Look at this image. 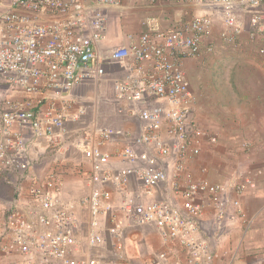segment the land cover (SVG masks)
Here are the masks:
<instances>
[{
	"label": "built area",
	"instance_id": "built-area-1",
	"mask_svg": "<svg viewBox=\"0 0 264 264\" xmlns=\"http://www.w3.org/2000/svg\"><path fill=\"white\" fill-rule=\"evenodd\" d=\"M139 1L154 6L171 0ZM197 1L222 9L224 27L218 36L210 14L166 27L159 15H146L138 39L110 51L112 60L130 59L129 74L115 81L118 99L147 104L138 113L144 123L135 137L140 147L104 150L115 136L132 135L121 128H99L94 142L79 136L76 147L90 160L91 169L83 170L89 190L77 200H65L60 171L52 170L44 177L33 171L31 138H44L56 148L61 139L55 129L64 132L67 122L83 118L87 109L70 92L78 83L105 74V57L97 48L108 37V18L102 7L121 6L124 0H0V77L24 94L0 98V175L15 191L11 203L0 202V256H19L21 264H80L69 257L81 225L79 206L91 214L92 245L105 243L100 217L111 213L108 231L120 251L127 227L154 225L168 247L179 245L187 252L186 264H219L218 253L205 234L203 216L209 207L217 208L221 217L226 215L224 201L230 186L211 181L205 168L199 172L191 168L201 153V141L216 143L217 136L190 120L194 96L183 59L213 52L218 38L236 45L243 31L240 11L249 15L253 27L249 39L260 40L259 52L264 54V0ZM120 162L131 166L114 172L112 167ZM263 174L264 165L234 190L244 194L257 186ZM133 176L140 180V193L126 195L119 206L124 218L118 219L112 191L105 185L124 191ZM166 182H170L171 199L142 200ZM233 204L235 212L230 217L242 219L245 235L256 216L246 215L240 198ZM234 260L235 254L227 264ZM160 262L158 256L149 264ZM86 264L99 261L90 259Z\"/></svg>",
	"mask_w": 264,
	"mask_h": 264
},
{
	"label": "crops",
	"instance_id": "crops-1",
	"mask_svg": "<svg viewBox=\"0 0 264 264\" xmlns=\"http://www.w3.org/2000/svg\"><path fill=\"white\" fill-rule=\"evenodd\" d=\"M135 3L137 6H131L133 9L129 14L132 16L121 18L128 5ZM161 6L163 4L160 2L147 6L139 0H124L121 6L102 7L108 18V37L99 42L97 48L105 57L106 72L100 79L78 83L70 92L79 104L86 107L87 114L80 121L67 122L64 132L55 129L61 139L56 148L50 147L44 138H31L33 171L41 177L52 170L60 171L65 180L63 199L77 200L89 190L83 170L91 169L90 160L76 148L78 139L75 137L79 133L80 137L87 136L94 142L99 128H121L132 135L115 136L104 150L111 151L125 145L140 147L135 137L143 131L144 123L138 113L147 104H130L118 99L115 81L129 74L127 67L130 59L115 61L109 57V53L113 48L136 41L142 30L143 18L152 13L162 14ZM162 20L164 27L171 22ZM260 46V40L252 42L249 34L241 32L236 45L218 38L213 52L183 59L194 96L190 120L195 126L217 136L216 143L201 141V153L190 163L191 168L196 172L205 168L211 181L230 186L224 201L226 215L221 217L217 208L209 207L203 216V228L212 248L218 253L219 264L229 263L234 254L233 264H264V174L257 186L248 188L244 194L238 195L234 190L238 184L251 177L254 169L264 165V54L259 52ZM23 96L20 90L11 89L0 77V98L16 99ZM245 142H250L251 146L244 147ZM126 166L131 164L115 163L112 168L117 172ZM139 183L140 180L133 176L124 191H118L112 184L105 185L112 191V203L117 210L113 212L118 219L124 218L119 206L126 195L130 193L136 196L140 193ZM14 194L13 185L0 175V202L11 203ZM156 198H172L170 182L161 184L153 194L143 196L142 200ZM236 198H240L248 217L256 216L245 235L242 219L230 217L235 212L233 200ZM175 202L182 203L181 199H175ZM77 212L81 225L75 235L77 245H72L74 251L69 257L80 264H86L90 259H97L99 264H149L153 257L158 256L161 257V264H186L188 261L187 252L179 245L168 247L160 230L154 225L127 227L122 234L123 251L118 250L113 245L116 238L108 231L112 224L111 213L100 217L105 243L92 245L89 242L91 214L79 206ZM21 262V258L16 255L0 256V264Z\"/></svg>",
	"mask_w": 264,
	"mask_h": 264
},
{
	"label": "rangeland",
	"instance_id": "rangeland-1",
	"mask_svg": "<svg viewBox=\"0 0 264 264\" xmlns=\"http://www.w3.org/2000/svg\"><path fill=\"white\" fill-rule=\"evenodd\" d=\"M163 4V7L161 9L162 14H157V13H152L150 15H159L160 17H162V19H167L171 23L176 22V21H180V20H187L189 18H192L195 15H200V14H210L213 19H214V23H215V32H220L223 27H224V14L221 8L216 7V6H211L205 3H201L197 0H171L169 2L166 1H162L160 2ZM131 6L136 7V3L133 5H128V9H125L124 12L122 10V12H124L123 14L126 15L124 16L123 14H121L120 16H122L121 18L124 17H128V16H132L129 15L131 14L130 11L133 9L131 8ZM134 12V11H132ZM238 14H240V16H238L241 20H242V26H243V33H246V35H248L250 33V31L252 30V26L249 24V15L244 13V12H239ZM128 15V16H127ZM114 16V13H113ZM216 33V34H218ZM228 64H230L228 62ZM87 114V110L85 115ZM84 115V116H85ZM83 116V117H84ZM81 120V119H80ZM78 120V121H80ZM77 122V121H74ZM80 134V133H79ZM76 136V139H79V135ZM78 142V141H77ZM76 142V144H77ZM62 145V142H61ZM77 148V147H76ZM10 185H12V183H9Z\"/></svg>",
	"mask_w": 264,
	"mask_h": 264
}]
</instances>
